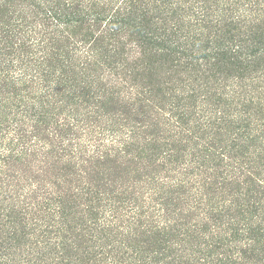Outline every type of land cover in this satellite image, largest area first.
<instances>
[{"label":"trees","instance_id":"trees-1","mask_svg":"<svg viewBox=\"0 0 264 264\" xmlns=\"http://www.w3.org/2000/svg\"><path fill=\"white\" fill-rule=\"evenodd\" d=\"M0 264H264V0H0Z\"/></svg>","mask_w":264,"mask_h":264}]
</instances>
